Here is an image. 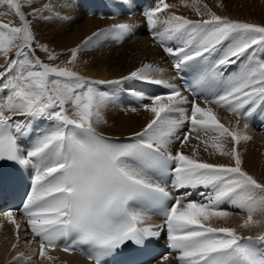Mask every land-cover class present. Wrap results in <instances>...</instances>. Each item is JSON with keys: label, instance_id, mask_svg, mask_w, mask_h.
<instances>
[{"label": "snow or ice", "instance_id": "1", "mask_svg": "<svg viewBox=\"0 0 264 264\" xmlns=\"http://www.w3.org/2000/svg\"><path fill=\"white\" fill-rule=\"evenodd\" d=\"M117 3L134 7L133 0ZM0 6V17H15L7 22L0 19V56L4 58L0 63V162L34 168L31 191L19 210L33 236L40 239V257L47 256V249L63 240L65 252L87 246L89 259L95 264H109L129 245L141 251L147 249L166 228L169 247L179 253L181 264H264V234L244 236L235 228L214 227L211 223L213 218L229 215L219 209L222 201H229L247 212L242 227L259 224L253 217L264 212V183L242 168L236 145L250 137L226 127L211 107H202L198 102L195 88L204 74L190 86L191 100L175 85L151 79L150 71L163 69H153L150 64L118 80H93L66 66L45 63L36 55L41 50L49 53V60L58 58L47 45L39 43L32 26L35 20L50 18L44 15L54 12L50 0H0ZM169 7L165 0H158L155 7L144 11V16L153 38L162 45L165 41L182 45L164 47L176 57L173 67L177 72L190 62H203L208 72L220 78L223 94H214L215 98L206 99L205 104L227 107L244 119L264 109V25L211 11L209 19L190 20L172 13L160 20L158 14ZM25 8L30 11L25 12ZM158 23L164 25L163 31H155ZM136 28V24L126 21L93 33L69 50L65 63L74 62L82 49L103 32L122 39L134 35ZM237 62L238 71L224 79L222 69ZM133 79L163 85L169 91L149 97L151 103L143 107L153 114L152 119L142 131L134 133L131 142L122 143L97 130V125L106 123L102 112L111 99L109 92L99 86ZM183 105H190V109ZM173 114L181 118H173ZM40 120L49 121V128L37 132L35 140L26 146L24 141ZM189 122V133H218L211 142L203 141L205 150L210 143L222 155L232 156L234 166L168 150V138ZM189 133L176 138L186 143ZM225 136L234 142L230 152L222 150L220 141ZM168 174L172 189L204 186L211 187L212 192L205 196V202L190 199L188 192L173 195L164 182ZM5 193L0 181V197ZM152 211L162 215V224L150 222ZM4 215L16 224L19 242L20 225L14 211L9 209ZM16 247L13 245V249ZM17 258L25 257L21 253Z\"/></svg>", "mask_w": 264, "mask_h": 264}, {"label": "bare ground", "instance_id": "2", "mask_svg": "<svg viewBox=\"0 0 264 264\" xmlns=\"http://www.w3.org/2000/svg\"><path fill=\"white\" fill-rule=\"evenodd\" d=\"M165 1L171 7L162 9V12L158 14L160 20H163L171 13L190 20L209 19V15H204L205 11L208 10V8L204 6L206 4V6L212 7L217 15L222 17L264 25V0H222L223 8L222 5L219 6V3L216 2L211 5L208 4V0H176L174 6H172L173 0ZM48 2L49 0L45 1V3ZM50 2L54 6V12L44 13L46 17L50 18L46 19V21L35 20L32 26L39 43L47 45L49 52H55L57 54L58 58L52 60L53 63L51 64L66 66L93 80H118L122 76L129 75L137 68H141L145 64H150L153 69H163V71L159 72L150 71L149 75L151 79H162L170 84L176 85L175 75L171 69L173 61L166 59L164 52L157 43L159 39L153 38V30L151 32L148 31L146 17L144 16V11L152 8L158 0H134V7L131 8L120 5L117 2L115 3L113 0H105L107 7L104 11L99 10L98 0H92L89 9L86 8V4L81 2L70 3L67 0H50ZM0 8H2V6H0ZM197 9H199V12H197ZM24 11L29 12L30 9L25 8ZM133 11L134 15L132 13L129 14ZM86 12H88L89 17L84 24H81L80 17ZM102 12H105V14ZM111 12L114 15V19H105L103 15H107ZM129 15H132V18L127 17ZM0 19L7 22L15 20V17L5 15L0 17ZM29 19H31V17H29ZM126 21L137 25L135 34L131 35V39L128 40V43L121 46V42L118 41L119 39L115 37L114 33L103 32L102 35L94 37L93 40L82 49L74 62L65 63L70 56L69 50L80 45L86 38L92 37L93 33L104 30L108 25H112V23ZM44 22L45 24L48 23V33L46 36L42 35L44 31L42 25ZM160 28H164V25L158 23L155 31H161ZM169 42L174 49L182 46L176 41ZM41 52H43V56L48 58V52ZM3 60L4 58L0 56V63H3ZM239 67L240 62L225 66L222 69L224 72V79L235 74ZM103 86L107 88L105 91H108L111 96L110 102L114 101L117 103L119 109L125 110L126 113L112 109L113 102L111 104L109 102L102 112L103 119L106 123L102 122L97 125V130L103 132V134L107 136L134 137L133 133L142 131L148 121L153 117L150 111L146 110L141 112L138 106L151 103L148 95L155 96L158 94L156 89L157 85L133 79L124 81L119 85L106 84L100 85L99 87ZM146 88L149 89V93L144 92ZM137 94H142V96ZM182 94L188 96L186 93ZM198 102L202 107H211L218 120L226 127L236 130L241 135L250 137L248 140H241L239 144L236 145L237 151L242 158V168L250 175L254 176L259 182L264 183V109H259L257 113H255L259 120V124L256 127L249 125L247 120L242 118L239 113H233L227 107L212 103L205 104V101L201 100ZM183 107L190 109V105H183ZM132 109H135V111ZM188 114H191L190 110ZM69 115H72V113H69ZM173 118L181 117H177L173 114ZM246 123L248 124L247 128L244 127ZM49 126L50 122L46 120L35 122L33 126L34 131L31 136L24 141V144L26 146L30 145L35 140L37 132H42L48 129ZM189 129L188 123H186L182 128L176 131L175 135L169 137L168 150L173 154H175L177 150H182L185 155L193 156V158L201 161L234 166V158L232 156L222 155L220 151L212 148L210 143L207 150H205L203 141L209 140L211 142V138L219 135L218 133L212 131V134L209 133V136H207V132L211 131L193 130L189 133ZM184 133H189L190 139L186 143L181 144V141L176 137L180 136L182 138ZM197 136H199L200 139H196ZM220 142L223 144L222 150L224 152H230L231 148L234 146L231 137L225 136ZM195 201L202 202L200 201V197ZM222 207L224 208L222 209ZM219 209L228 212L229 215L222 218H213L211 220L212 226L232 227L235 228L239 234L244 236H259L264 234V212H258L253 217L254 220L260 221L259 224L244 228L242 224L247 218L246 211L239 210L229 201H222L219 204ZM151 217V223L161 224L157 216L151 215ZM14 219L20 225L19 243H17L16 224L10 222L6 216H0V260L2 262L12 253L13 245L21 244L25 248H28L29 253L31 252L32 257L35 258L34 264H93L78 254H68L64 252L63 240L58 242L56 247L47 249V256L40 257L38 254L40 245L37 241L33 242L34 244L35 242L37 243L35 247H32L31 239L30 241H26L28 234L32 237L30 229V233H28L26 220L16 217L15 215ZM163 235L164 234H162V236ZM178 255L179 254L175 256H166L167 259L163 257L155 264H179Z\"/></svg>", "mask_w": 264, "mask_h": 264}, {"label": "rangeland", "instance_id": "3", "mask_svg": "<svg viewBox=\"0 0 264 264\" xmlns=\"http://www.w3.org/2000/svg\"><path fill=\"white\" fill-rule=\"evenodd\" d=\"M45 1H48V0H43V2L45 3ZM68 2H70V3H79V2H81V3H83V4H86L87 5V9H89V7H90V4L92 3V0H67ZM134 1V0H133ZM263 1V0H262ZM113 2H117V0H113ZM166 2V1H165ZM219 3L218 5L219 6H221L222 5V8H223V4H222V0H208V4H213V3ZM156 3H158V2H156ZM156 3L154 4V6H156ZM174 3H176V0H173V3H172V6H174ZM71 5V4H70ZM153 6V7H154ZM206 8H208V10H206L205 11V13H204V15H208V13H209V11L211 10V12H214L213 11V9H212V7H208V6H206V4L204 5ZM218 6V7H219ZM98 7H99V5H98ZM206 8H204V9H206ZM214 8V7H213ZM84 10V9H83ZM100 10V9H99ZM103 14H105V12H102ZM133 14L134 15V11L133 12H130L129 14ZM171 13V12H170ZM172 14V13H171ZM200 14H201V12H200ZM202 14H203V12H202ZM112 15V16H111ZM104 17H105V19H114V15H113V13L111 12V13H108L107 15H103ZM132 15H129V16H127V17H129V18H132L131 17ZM89 17V14H88V12H86V13H83L82 14V17H80V23L81 24H84V22L86 21V19ZM111 17V18H110ZM126 17V18H127ZM128 18V19H129ZM44 21H46V20H44ZM114 24H117V23H112V25H114ZM112 25H108V27L107 28H105V29H110L111 28V26ZM42 27L44 28V31L42 32V35L43 36H46L47 35V33H48V23L47 24H45V22L43 23V25H42ZM161 30H163V28L161 29ZM149 31V30H148ZM149 32H151V31H149ZM125 38V39H124ZM124 38H122V39H119L118 41L119 42H121V40H123L122 41V43H120L121 44V46H123V45H125L126 43H128V40H130L131 39V36L129 37V36H125ZM129 38V39H128ZM126 40V41H125ZM118 44V43H117ZM40 50H38L37 51V53H36V55H38L39 57H40V59L43 61V62H45V63H53V61L52 60H49L47 57H45V56H43V52H39ZM100 89L101 90H105V89H107L105 86H103V87H100ZM110 98H111V96H110ZM113 102V105H112V109H114V110H116V111H119V112H123V113H126L125 112V110H121V109H119V105L117 104V103H115L114 101H111L110 102V104ZM138 109L139 110H141V112L142 111H146L145 109H143V106H138ZM209 133L210 134H212V131L211 132H207V136H209ZM214 133H216V132H214ZM133 135H134V133H133ZM210 137H211V135H210ZM261 140V139H260ZM27 223V222H26ZM27 225V224H26ZM27 227H28V225H27ZM28 229V233H30V228L28 227L27 228ZM30 239L32 240V238H31V236H29V234H28V238H27V240L26 241H30ZM17 243H19L18 241H17ZM37 243L40 245V242L39 241H37ZM36 242H35V244L33 243V241H32V247H35V245L37 244ZM34 244V245H33ZM15 245H17V247L15 248V249H13L12 248V253L9 255V257L5 260V261H1L0 260V263H2V264H34V260H35V258H33L32 257V254H31V252L29 253V249L28 248H25L23 245H21V244H15ZM21 253H23L24 254V257L25 258H17V257H19V255L21 254ZM27 257H30V258H27ZM36 264V263H35Z\"/></svg>", "mask_w": 264, "mask_h": 264}]
</instances>
